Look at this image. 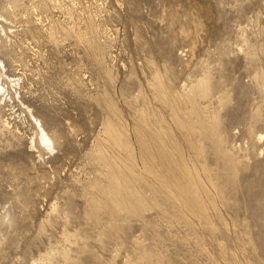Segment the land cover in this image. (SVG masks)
I'll return each instance as SVG.
<instances>
[{
    "label": "rangeland",
    "instance_id": "rangeland-1",
    "mask_svg": "<svg viewBox=\"0 0 264 264\" xmlns=\"http://www.w3.org/2000/svg\"><path fill=\"white\" fill-rule=\"evenodd\" d=\"M0 15V264H264V0Z\"/></svg>",
    "mask_w": 264,
    "mask_h": 264
},
{
    "label": "bare ground",
    "instance_id": "bare-ground-1",
    "mask_svg": "<svg viewBox=\"0 0 264 264\" xmlns=\"http://www.w3.org/2000/svg\"><path fill=\"white\" fill-rule=\"evenodd\" d=\"M43 1V0H42ZM45 1H48V2H51L52 0H45ZM38 5V4H37ZM1 21H6L1 15H0V22ZM3 22V23H4ZM6 23V22H5ZM7 33H11V30L10 31H7L6 29L3 28L2 25H0V36L3 35V37L5 38H8L7 36ZM1 69H3V71L5 70L4 68V64L3 62L0 60V100L1 98H3L4 96H8L9 93H8V84L10 83H13L14 81H16L17 79H13V78H9L7 77L6 75L2 74L1 72ZM5 79V80H4ZM19 79V78H18ZM4 81V82H3ZM7 81L9 82L7 84ZM14 85L16 84L15 82L13 83ZM11 84V86L13 85ZM13 85V86H14ZM6 100V99H5ZM1 102V101H0ZM29 113V111H28ZM29 116L30 118L32 119V121L35 123L34 126L36 127L37 129V141H39L41 144L44 145V147L48 148V149H51L53 150V140L52 138L46 133V131L44 130L43 126L41 125V122L36 119L31 113H29ZM6 123V122H5ZM35 129V130H36ZM38 142V143H39ZM39 143V145H40Z\"/></svg>",
    "mask_w": 264,
    "mask_h": 264
}]
</instances>
